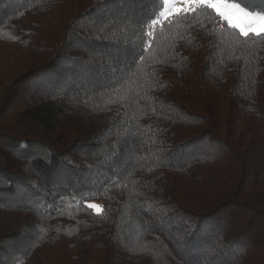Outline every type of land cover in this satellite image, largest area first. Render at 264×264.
<instances>
[{"label":"trees","instance_id":"1","mask_svg":"<svg viewBox=\"0 0 264 264\" xmlns=\"http://www.w3.org/2000/svg\"><path fill=\"white\" fill-rule=\"evenodd\" d=\"M164 7L0 0V264H264V38Z\"/></svg>","mask_w":264,"mask_h":264},{"label":"snow or ice","instance_id":"2","mask_svg":"<svg viewBox=\"0 0 264 264\" xmlns=\"http://www.w3.org/2000/svg\"><path fill=\"white\" fill-rule=\"evenodd\" d=\"M169 6L160 13L162 19L172 16L187 17L198 11H211L227 28L237 32L240 36L264 38V6L249 8L248 5L241 6L234 0H164ZM179 5V6H177ZM160 19H153L152 25L159 24ZM151 36V32L148 33ZM89 209L101 213L103 209L96 204H88Z\"/></svg>","mask_w":264,"mask_h":264},{"label":"rangeland","instance_id":"3","mask_svg":"<svg viewBox=\"0 0 264 264\" xmlns=\"http://www.w3.org/2000/svg\"><path fill=\"white\" fill-rule=\"evenodd\" d=\"M168 6H169V5L165 3V7H164V9H163V11H162V12H164V11H165V9H166ZM177 6H179V5H177Z\"/></svg>","mask_w":264,"mask_h":264}]
</instances>
